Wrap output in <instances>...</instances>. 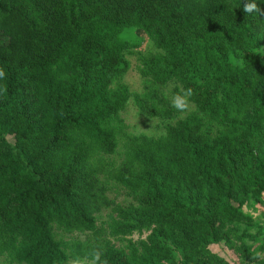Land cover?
<instances>
[{
  "label": "trees",
  "instance_id": "obj_1",
  "mask_svg": "<svg viewBox=\"0 0 264 264\" xmlns=\"http://www.w3.org/2000/svg\"><path fill=\"white\" fill-rule=\"evenodd\" d=\"M129 55L145 83L192 89L190 109L131 92ZM0 69V261L100 245L109 264H233L223 245L264 264V15L243 0H0ZM130 102L164 132L128 131Z\"/></svg>",
  "mask_w": 264,
  "mask_h": 264
},
{
  "label": "rangeland",
  "instance_id": "obj_2",
  "mask_svg": "<svg viewBox=\"0 0 264 264\" xmlns=\"http://www.w3.org/2000/svg\"><path fill=\"white\" fill-rule=\"evenodd\" d=\"M154 50L153 45L151 42H145L143 44V52L152 51ZM128 58L130 59L131 67L128 70V72L123 77V83L126 84L130 91L133 93H140V94H146L149 90L156 89L158 92V96L163 102H158L157 100H152V105L155 108V110H159L163 107H173V98L174 95H171V90L173 88L172 85L167 86H151L148 83L144 82V78L142 79L140 77L139 73V65L136 59L135 55H129ZM151 87V88H149ZM191 105L188 104V107L184 111L177 110L174 108L178 113L183 115L188 109H190ZM122 118L125 122V124L128 126V131H130L133 134H140L144 133L146 135H153L158 136L159 134H162L164 131L161 128V123L158 121L157 118L153 116H149L147 114H144L140 110H138L132 102H130L125 109V111L122 114ZM114 161L120 160L118 156L113 157ZM108 197L118 204L126 205L130 202V199L124 194V192L119 188L118 185L110 184L108 185ZM110 212V210H105L101 213L98 219V225H101L104 223V220L106 219V215ZM262 219V218H260ZM264 222V220H262ZM81 238L80 235H71L67 236L66 239H79ZM136 238V236L134 237ZM83 239V238H82ZM212 250L216 253H218L223 258L227 259L233 264H237V258L236 256L229 251L227 248H225L223 245H217L213 246ZM259 259L264 260V254L259 255ZM0 264H9L3 260L0 261Z\"/></svg>",
  "mask_w": 264,
  "mask_h": 264
},
{
  "label": "clouds",
  "instance_id": "obj_3",
  "mask_svg": "<svg viewBox=\"0 0 264 264\" xmlns=\"http://www.w3.org/2000/svg\"><path fill=\"white\" fill-rule=\"evenodd\" d=\"M243 12L247 14L264 15V10L258 7L256 0H243ZM6 73L0 69V79L5 77ZM192 89H186L182 94L173 98V107L183 111L188 107V99L192 95ZM68 264H109L108 258L102 246L97 245L91 248L83 256L74 255L68 261Z\"/></svg>",
  "mask_w": 264,
  "mask_h": 264
}]
</instances>
